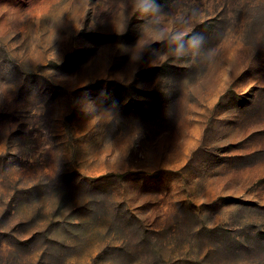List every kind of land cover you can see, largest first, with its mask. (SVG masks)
Instances as JSON below:
<instances>
[{
	"label": "rangeland",
	"instance_id": "1",
	"mask_svg": "<svg viewBox=\"0 0 264 264\" xmlns=\"http://www.w3.org/2000/svg\"><path fill=\"white\" fill-rule=\"evenodd\" d=\"M135 3L0 0V264H264V0Z\"/></svg>",
	"mask_w": 264,
	"mask_h": 264
},
{
	"label": "clouds",
	"instance_id": "2",
	"mask_svg": "<svg viewBox=\"0 0 264 264\" xmlns=\"http://www.w3.org/2000/svg\"><path fill=\"white\" fill-rule=\"evenodd\" d=\"M153 5L149 3V0H136L135 3V8L136 11L141 12L142 14H146L152 9ZM162 38V33L154 31L153 32V39L154 40H160ZM193 46H196L199 41L198 40H193L192 41Z\"/></svg>",
	"mask_w": 264,
	"mask_h": 264
}]
</instances>
